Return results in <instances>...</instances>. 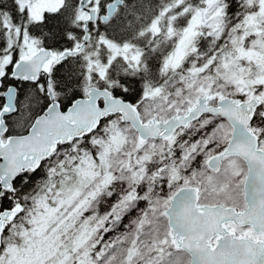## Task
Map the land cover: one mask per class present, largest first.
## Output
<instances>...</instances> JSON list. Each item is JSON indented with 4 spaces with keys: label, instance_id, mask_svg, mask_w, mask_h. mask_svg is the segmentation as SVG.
I'll list each match as a JSON object with an SVG mask.
<instances>
[{
    "label": "snow or ice",
    "instance_id": "snow-or-ice-1",
    "mask_svg": "<svg viewBox=\"0 0 264 264\" xmlns=\"http://www.w3.org/2000/svg\"><path fill=\"white\" fill-rule=\"evenodd\" d=\"M0 264H264V0H0Z\"/></svg>",
    "mask_w": 264,
    "mask_h": 264
}]
</instances>
